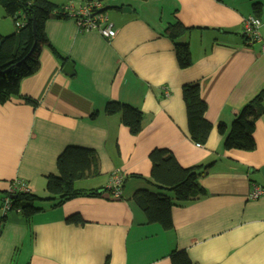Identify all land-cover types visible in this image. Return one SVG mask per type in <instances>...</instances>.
<instances>
[{
  "label": "crops",
  "instance_id": "1",
  "mask_svg": "<svg viewBox=\"0 0 264 264\" xmlns=\"http://www.w3.org/2000/svg\"><path fill=\"white\" fill-rule=\"evenodd\" d=\"M53 1L79 7L102 0ZM102 3L117 35L108 40L80 32L71 18L50 19L45 32L58 56L43 47L38 72L21 82L19 97L0 105V214L4 194L17 186L49 198L47 179L59 175L58 158L70 147L94 151L99 170L75 189L106 190L119 171L122 200L81 197L55 208L47 202L31 219L8 213L0 229V264H170L175 251H185L193 264H264V197L250 199L255 186L264 188V115L255 126L253 152L226 151L218 130L221 123L229 130L264 87V0ZM257 3L262 41L248 44L244 21L255 16ZM178 23L191 29L179 40L190 48L187 69L166 36ZM16 31L0 6V34ZM68 62L72 75L64 72ZM186 85H198L208 107L213 130L204 146L191 140ZM110 101L144 114L139 135L120 115L105 113ZM155 149L172 152L184 168L209 167L199 179L207 195L175 207L170 231L147 224L132 201L138 190L159 193L150 184ZM74 214L84 224H68Z\"/></svg>",
  "mask_w": 264,
  "mask_h": 264
},
{
  "label": "trees",
  "instance_id": "2",
  "mask_svg": "<svg viewBox=\"0 0 264 264\" xmlns=\"http://www.w3.org/2000/svg\"><path fill=\"white\" fill-rule=\"evenodd\" d=\"M0 6L5 9L7 17L14 19L15 24L19 20L23 23L22 27H16L17 31L13 35L0 34V105H2L13 97H19L21 82L38 72L43 47H49L58 56L46 36V24L50 19H68L69 16L65 11V5L56 4L53 0H0ZM107 9L109 8L106 7L105 10ZM261 9L260 4L254 5L256 17H260ZM190 30L178 23L169 26L166 31V36L175 45L177 61L182 69L192 65L189 46L179 43ZM182 92L191 140L198 146H204L213 130V125L205 118L207 104L202 99L198 85H186ZM26 100L33 103L28 98ZM105 113L120 115L122 123L132 135L137 136L141 133L144 114L140 110L121 102L110 101L106 105ZM263 115L264 87L240 110L229 130L225 124H219L218 130L224 137V149L255 151V126ZM96 116L97 113L93 115ZM149 158L152 163L150 184L154 185L159 193L146 189L138 190L132 201L144 213L147 224H158L164 230L170 231L174 228L172 211L175 207L197 202L207 195L200 186L199 179L209 167L184 168L172 152L165 149L153 150ZM57 168L59 175L47 179L46 188L50 195L47 199H41L30 192L5 193L4 199L9 198L11 203L9 213L19 212L26 219H31L45 210L44 204L47 202L51 204V208H55L81 197L103 198L106 194L110 196L107 189L100 191L75 189L76 182L99 175L94 151L77 147L67 148L58 158ZM7 216L8 214L6 216L0 214V229L5 224ZM66 222L70 225L84 224L80 214L69 216ZM170 264L193 263L185 251H175L170 256Z\"/></svg>",
  "mask_w": 264,
  "mask_h": 264
},
{
  "label": "built area",
  "instance_id": "3",
  "mask_svg": "<svg viewBox=\"0 0 264 264\" xmlns=\"http://www.w3.org/2000/svg\"><path fill=\"white\" fill-rule=\"evenodd\" d=\"M69 18L75 20L78 29L83 33L98 32L105 39L111 40L117 35V30L114 24L109 20L107 14L104 12V5L102 1H89L82 6L76 7L70 3L65 6ZM263 21L256 16L248 17L244 21L243 37L248 44H255L262 41L261 28ZM22 21L16 22V27H22ZM264 52V45H263ZM124 184V176L115 171L112 174L111 182L107 190L113 199L119 200L122 198ZM16 191L26 192L27 189L24 185L17 186L10 191L14 193ZM264 197V188L255 186L250 199L258 200ZM11 210V203L9 198H5L3 201L2 214L7 215Z\"/></svg>",
  "mask_w": 264,
  "mask_h": 264
},
{
  "label": "water",
  "instance_id": "4",
  "mask_svg": "<svg viewBox=\"0 0 264 264\" xmlns=\"http://www.w3.org/2000/svg\"><path fill=\"white\" fill-rule=\"evenodd\" d=\"M130 10L128 9H124V12H129ZM37 44V42L35 43V45ZM64 72L67 73V74H70L72 75L73 74V63L72 62H68L66 64V66L64 67ZM262 172L264 174V167L262 168Z\"/></svg>",
  "mask_w": 264,
  "mask_h": 264
},
{
  "label": "rangeland",
  "instance_id": "5",
  "mask_svg": "<svg viewBox=\"0 0 264 264\" xmlns=\"http://www.w3.org/2000/svg\"><path fill=\"white\" fill-rule=\"evenodd\" d=\"M43 197V196H42ZM104 200L109 199V195H107L106 197H103Z\"/></svg>",
  "mask_w": 264,
  "mask_h": 264
}]
</instances>
